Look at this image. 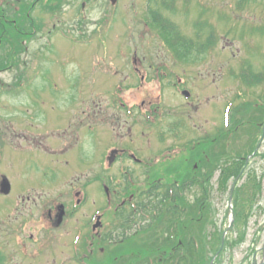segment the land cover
Returning a JSON list of instances; mask_svg holds the SVG:
<instances>
[{"label":"rangeland","instance_id":"374dc122","mask_svg":"<svg viewBox=\"0 0 264 264\" xmlns=\"http://www.w3.org/2000/svg\"><path fill=\"white\" fill-rule=\"evenodd\" d=\"M28 1L0 0L8 20L0 40V184L6 177L13 187L0 192V264H79L80 255L134 264L144 252L162 264L164 248L192 237L209 244L213 260L210 243L221 232L244 240L214 264H262L264 0H167L158 20L147 10L164 0H125L118 11L109 5L87 15L37 6L26 18ZM41 75L59 79V97L35 96ZM118 150L124 157L110 162ZM174 180L187 183L176 211L170 201L155 221L159 211H139L158 203L151 188L161 185V194ZM82 190L85 201L74 208ZM254 201L244 226L249 209L241 207ZM54 203L69 215L51 228L45 216ZM131 212L135 225L127 223Z\"/></svg>","mask_w":264,"mask_h":264},{"label":"trees","instance_id":"16d2710c","mask_svg":"<svg viewBox=\"0 0 264 264\" xmlns=\"http://www.w3.org/2000/svg\"><path fill=\"white\" fill-rule=\"evenodd\" d=\"M151 1H149V6H150V3H153ZM166 1L167 0H164V3H161V6L158 5V8H156V9H155V7L154 8H151V6L149 7V9H151V10H149V12H150L149 15L151 16V19L158 20V19H160L162 17V11L168 8V5H167L168 1L167 2ZM155 3L159 4V1L157 0ZM158 16H159V18H157ZM1 20H6V17L2 16ZM2 33H5V32H2ZM5 35H6V33H5ZM225 153L223 154V157H224ZM228 171H230L232 173L231 170H228ZM234 171L235 172L232 173L234 177L238 178L239 176H241L239 174V171H237V170H234ZM231 173L224 172L222 174L221 180H222V184L224 186H225V183L227 182V178L229 177V175ZM211 176H212V174H211ZM186 185H187V183H185V182H183L181 184L180 180L170 181V182H168V184H167L166 188L164 189L163 193H161V194L157 193V189H160L161 185L151 188L150 191H149L150 195L148 196V198L152 199V196L156 195V197H158V203L151 207L150 206L151 202L148 200V204L147 205L145 203H142L141 205H139L141 207L138 206L140 208L139 211H143L144 212L145 210H149V213L151 215L153 214V212L155 214H157V212H155V211H159V213L156 215L155 219L152 216V220L153 221L158 220L160 218L161 213H162V212H160V208H163V207L167 208L168 205H166V203L168 201H170V203H172L171 209L173 211H176V205L174 203H176L177 201L180 200L179 198L181 197L180 195H182V189ZM256 188H258V187H256ZM235 191L237 192V190L236 189L234 190V194H235ZM257 195H258V193H257ZM237 200H238V198H237ZM255 202L256 201L251 202L249 204V206L248 205H243L241 207V210L244 213H248V209H249V214L245 218L244 223H243V224H245L244 226H246V224L248 223V218L250 216V212L253 210V208L255 206ZM132 207L136 208V204L135 205L132 204ZM237 215L239 216V213H237ZM237 215L235 214L236 219L238 217ZM133 217H134V215H131L130 217H128L127 218L128 219L127 223L131 222L130 224L133 223V225H135L136 222H135V218H133ZM142 220H144V218H142ZM152 220H151V222L145 224L144 227L139 226L141 228V230L142 229L143 230L151 229L152 225L154 223ZM129 227H130V225L129 226L126 225V227L124 228L125 229L124 232H128ZM221 235H222V232H221L220 236H215V240H214L213 243L209 242L210 244H213L212 246H214L213 247V250L215 251L214 254L219 253V255H221V254H223L226 251V248H227L226 246H228V248L232 249V248L238 246L239 243L243 242V240H244V236H242L243 234H241L240 236H237V238L235 240H233V241L225 240L224 245H222V237L223 236H221ZM123 237H125V236H123ZM181 240H183V239H181ZM177 241H178V239H177ZM175 245H178V244L175 243ZM216 246H217V248H216ZM202 247H203V249H202ZM164 251H166V253H164ZM162 252H163L162 253L163 256L166 257V259H164L162 264H210V262L212 261V258H211V255H210L211 254V248H210V251H209V244L208 245H206V244L205 245H201L200 242H199V239L197 237H192L190 239V241L187 242V245L185 247H183V245L180 244V245L175 246V247L172 246V248H170V249H165L164 248L162 250ZM146 255H147V253H145V252H144V254H141V253L138 254L139 262L135 261L134 264H157L158 257H155V259L149 258V257L146 258L145 257ZM161 260H163V259H161ZM218 264H220V263H218Z\"/></svg>","mask_w":264,"mask_h":264},{"label":"flooded vegetation","instance_id":"af4514ba","mask_svg":"<svg viewBox=\"0 0 264 264\" xmlns=\"http://www.w3.org/2000/svg\"><path fill=\"white\" fill-rule=\"evenodd\" d=\"M152 1H153V4H154L157 0H152ZM28 2H27V6L24 7L25 8L24 11H23V9L20 10V12H24L22 15H25L26 18H30V15L32 14V12L35 11L37 6L38 7L40 6V7L44 8L47 12H50L52 15H67V14L74 15V14H78L79 12L87 15L88 11L91 12V11L96 10V9H99L101 11V14H106V11L108 10V6L109 5L111 7L110 12L112 10L118 11V9L120 8L121 4H122V6H124V4H125V0H82L81 3H79V0H34V1L33 0H29ZM148 4H149V1L147 0V6H148ZM93 5H94V9L93 8L91 9V6H93ZM149 10H147V11H149ZM10 11H12L11 13L13 15H17L15 13V11H14V8L13 9H9L8 12H10ZM0 13H1V11H0ZM2 16H5V15L0 14V29H2L0 31V40H3L6 37L5 33H2V32H5L6 27L8 25L7 24L8 23L7 19L6 20H1ZM30 28H31V26H29V25L27 27H26V25L23 26V31H22L23 34L29 36L30 35ZM49 76L48 75H41L42 78H40V81L42 82V86L43 87L41 88L40 93H37V95H35V96L39 95L42 101H43L42 96L44 97L45 100H47V99H49V96L59 97L58 95L62 92V88H60L59 83H58L59 79L58 78L55 79V78H53L51 76L49 77ZM51 83L57 84V85H54L55 89H51V88H47L46 87V85H51ZM45 93H48V94L46 95ZM34 94H36V93H34ZM32 103H34L33 104L34 108H37V110L41 111V113L45 112L41 102L39 103V101H37V102L36 101H32ZM90 130H91V132H93V128L90 127ZM120 151L121 150H118V153H116L115 159L119 160L120 158L122 159L124 157L123 151H121V152ZM129 158L133 162H136V160H135L136 158H135L134 155H129ZM12 189H13V187H12ZM106 194H107V196L109 198H111V194L109 192V189L106 190ZM75 196L79 197V198L75 197L76 200H75V203L73 204L74 208L75 207L77 208L78 206L81 205V203L83 201H85L84 191L82 190L81 192H76ZM80 196H81V198H80ZM52 205L54 207L53 208L50 207V209L47 210V214L45 216V219H46V222L48 223V226L51 227V228L52 227L54 228L55 226L57 227L58 223L61 222V220L63 221L69 215V212L67 213V211H63L62 207L65 208V205L64 206L62 205V207L61 206L57 207L55 205V203L52 204ZM60 211H61V214H60ZM131 213H132L131 215H133V212H131ZM97 217H98V215L94 214V218H97ZM92 225H93V223H92ZM99 226H100V224H98L96 228H98ZM96 228H92V229L95 230ZM129 230H128V232H124V236H128L130 234ZM79 232L81 233V235H76ZM76 234H75L74 241H75V243L77 245L76 246V250H77L76 253L79 254L78 251H79V247L81 246L80 243H81L82 231H77ZM91 235H89V236H91ZM97 235H99V233L96 234V236ZM91 245H93V244H91ZM80 256H81V258H79V261H78L79 264H94L93 260H91L92 258H89L88 256H86L88 258V260H91L90 263H89L86 260L84 261V258H82V255H80Z\"/></svg>","mask_w":264,"mask_h":264},{"label":"water","instance_id":"95a60500","mask_svg":"<svg viewBox=\"0 0 264 264\" xmlns=\"http://www.w3.org/2000/svg\"><path fill=\"white\" fill-rule=\"evenodd\" d=\"M110 161H113V159H111ZM0 187H1L0 192L2 194L8 195L10 193V184L6 178H4L3 181L1 182Z\"/></svg>","mask_w":264,"mask_h":264}]
</instances>
